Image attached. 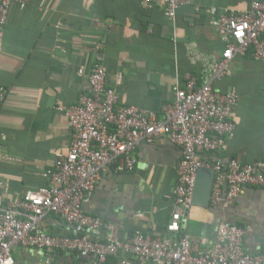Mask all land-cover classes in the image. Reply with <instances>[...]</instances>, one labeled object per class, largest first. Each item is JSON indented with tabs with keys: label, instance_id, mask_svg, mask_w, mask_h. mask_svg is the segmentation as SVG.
I'll return each instance as SVG.
<instances>
[{
	"label": "crops",
	"instance_id": "0c3cea01",
	"mask_svg": "<svg viewBox=\"0 0 264 264\" xmlns=\"http://www.w3.org/2000/svg\"><path fill=\"white\" fill-rule=\"evenodd\" d=\"M191 2L177 9L174 20L165 16L162 0H25L24 7H10L0 29V85L8 90L0 105L1 199L13 202L46 185L45 171L57 154L67 152L71 139L69 121L57 107L71 106L89 93L95 62L103 65L106 85L116 89L121 105L158 115L186 72L193 71L198 81L206 78L203 64L219 59L224 49L206 9L247 10L250 0ZM228 70L213 87L237 95L234 134L225 138L222 150L200 157L264 163V62L234 56ZM136 156L134 170L110 169L84 204L85 212L102 223L98 240L124 241L141 231L175 242L186 234L200 250L214 241L220 223L229 222L247 228V253L264 251L263 189L246 187L231 206L192 203L177 229L169 228L181 150L164 138L141 144ZM43 227L71 233L56 215L45 217ZM13 258L14 264H93L90 256L21 246L13 248Z\"/></svg>",
	"mask_w": 264,
	"mask_h": 264
},
{
	"label": "built area",
	"instance_id": "2783aa9c",
	"mask_svg": "<svg viewBox=\"0 0 264 264\" xmlns=\"http://www.w3.org/2000/svg\"><path fill=\"white\" fill-rule=\"evenodd\" d=\"M152 1L143 0L146 4ZM162 1L164 14L170 20L175 19L179 7L192 3ZM13 4L24 7L25 0H0V29ZM206 12L209 24L224 44L222 55L203 64L207 76L201 81L190 71L177 79L172 100L163 105L161 115L121 105L116 89L106 85V72L98 61L88 74L89 93L80 94L71 106L57 107L71 127L68 150L57 154L52 167L45 171L46 185L26 191L13 202L0 198V264H14L15 246L73 252L92 257L93 264H129L130 257L137 264H264V251H245L247 228L233 223H220L214 241L199 250L186 234L175 242L141 231L124 241H100L97 235L101 221L84 210L106 172L134 170L138 147L164 138L181 150L169 228L177 229V222L191 207L199 168L214 171L210 194L213 206H231L248 186L264 190L263 162H205L200 157L204 152L222 150L225 138L235 130L231 114L237 95L216 90L213 80L229 74L228 65L234 56L251 55L264 62V0H250L247 10L211 6ZM7 94L8 90L0 85V105ZM49 215L62 219L71 233L47 232L43 220ZM116 256L122 259L111 262Z\"/></svg>",
	"mask_w": 264,
	"mask_h": 264
},
{
	"label": "water",
	"instance_id": "95a60500",
	"mask_svg": "<svg viewBox=\"0 0 264 264\" xmlns=\"http://www.w3.org/2000/svg\"><path fill=\"white\" fill-rule=\"evenodd\" d=\"M213 178L214 171L212 168L203 167L197 170L191 198L192 203H209Z\"/></svg>",
	"mask_w": 264,
	"mask_h": 264
},
{
	"label": "trees",
	"instance_id": "16d2710c",
	"mask_svg": "<svg viewBox=\"0 0 264 264\" xmlns=\"http://www.w3.org/2000/svg\"><path fill=\"white\" fill-rule=\"evenodd\" d=\"M190 72H192L193 74H195L193 71H190ZM199 77V76H198Z\"/></svg>",
	"mask_w": 264,
	"mask_h": 264
}]
</instances>
